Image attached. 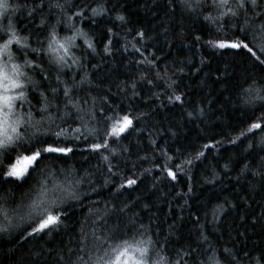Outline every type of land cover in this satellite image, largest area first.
Wrapping results in <instances>:
<instances>
[{"label":"snow or ice","instance_id":"6c2138e0","mask_svg":"<svg viewBox=\"0 0 264 264\" xmlns=\"http://www.w3.org/2000/svg\"><path fill=\"white\" fill-rule=\"evenodd\" d=\"M142 7L158 20L163 32L157 33V36L166 35L169 26L177 20L180 21L177 26L183 28V21L202 19L213 26L217 34L216 39L206 41L208 47L233 50L236 55L243 54L251 61L241 76L234 77L237 79L234 85L236 97L246 116L247 126L228 143L235 145L238 141H248L236 180L244 177L247 193L264 190V0H145ZM20 8L27 13L23 17L26 25L13 19ZM45 8L48 10L46 14ZM106 17L121 25L127 22L123 6L113 3V0H27L23 5L0 0V234L9 235L20 223H27L28 228L21 232L18 240L26 237L43 239L44 234L58 233L65 225L73 203L80 205L89 195L81 192L84 179L76 178L73 167L56 168L42 163L50 158L66 163L70 154L75 155L76 150L65 144V140H83L90 156L97 157L98 166L106 165L109 176L122 179V183L114 185L117 193L138 184L139 177L134 171L125 177L119 162L113 163V160L123 153L130 154V148L122 146L121 141L133 132L144 130L136 125L146 120L148 113L140 112L133 116L130 109L109 104L110 89L101 97L102 103L97 112V97L92 94V89H99L100 85L92 84L86 75L80 76L79 80L66 78V70L83 66V56H77L76 50L85 47L93 53L96 51L94 40L77 26L76 21L90 20L97 25L100 19ZM3 20H7V24ZM114 27L104 29L107 37L105 55L112 53L110 45L113 37L120 35ZM62 31L65 34L62 35ZM131 31L128 29V32ZM146 37L147 32L140 29L135 32L133 40L143 47ZM195 39L199 42L201 36L197 35ZM78 40H82L83 45ZM136 43L126 42L124 51L130 47L138 53L141 59L136 63L143 66V70L138 72L130 85L125 81L123 88L118 86V91L127 93L131 88V96L138 97L141 95L137 91L138 83L146 82L149 86L159 87V82L163 81L162 91L153 93V97L159 100L167 95L169 104L182 106L184 93L177 92V81L173 78L176 73H169L167 66L161 72L157 63L160 58L145 56L142 47H137ZM200 63L205 61L201 59ZM177 64V72L184 73L186 62L174 61L172 66ZM53 74L56 81L54 87L47 83L52 80ZM227 75L226 66L216 80L220 81L222 76ZM84 84L89 85L87 92H84ZM81 92H84L83 97ZM217 100L208 99L207 105L214 106ZM230 102L231 93L220 101L225 105ZM204 105V100L199 101L193 111L186 113L187 116H205L208 112L214 116V108ZM69 121L77 126L72 127ZM257 132L260 133L258 136ZM149 143L155 145L154 140H149ZM221 143L215 140L204 143L194 155L177 149L178 155L174 157L162 151L163 164L155 162V157L153 160L162 174L177 182L180 174H188L197 161L206 158V150H212ZM84 158L89 159L88 156ZM176 160L180 162L175 163ZM230 163L222 166L225 173ZM144 172L150 173L151 169ZM212 177L208 183L220 179L215 170ZM191 192L189 186L187 193L177 195L188 196ZM241 200L249 203L247 196L241 197ZM136 202L132 201V204ZM97 204L98 201H92L88 213L80 222L79 234L74 237L75 247L65 250L63 247L53 249L39 245L37 250H28L17 264H264V247H241L235 238H230L231 243L213 241L211 233L200 225L199 216L194 218L200 229L195 246L189 243L170 248L168 236L163 243L155 239L151 223L146 226L140 221L139 213L128 215L131 210L128 203L118 208L105 202L103 212L96 207ZM259 205L260 213L251 219L253 225L264 222V197ZM235 206L226 196L212 209V222H218L222 212ZM143 207L147 209L150 206L144 204ZM94 208L96 211H93ZM244 218L240 217L241 220ZM174 227L169 226L170 230ZM238 235L244 236L245 233Z\"/></svg>","mask_w":264,"mask_h":264},{"label":"trees","instance_id":"16d2710c","mask_svg":"<svg viewBox=\"0 0 264 264\" xmlns=\"http://www.w3.org/2000/svg\"><path fill=\"white\" fill-rule=\"evenodd\" d=\"M144 2L145 0H113V3L123 6L127 18V22L123 25L107 17L100 19L97 25H93L90 20H77V26L83 28L94 40L96 51L93 53L85 47L76 50L77 56H83V66L66 70V78L79 80L80 76L86 75L92 84L100 85L99 89H92V94L97 97V112L102 103L101 97L110 89L109 104L113 106L119 104L125 110L130 109L133 116L140 112L148 113L147 119L141 120L136 125L137 128L143 127L144 130L140 133L133 132L121 141L122 146L130 148V154L123 153L113 160V163L119 162L125 177L132 175L134 171L135 176L139 177L138 184L132 189H122L117 193L114 185L122 183V179L119 176H109L106 165L98 166L97 157L90 156L83 140H65L64 143L73 147L76 154H70L66 163L51 158L42 163L56 168L73 167L77 173L76 178L84 179L81 192H87L89 195L83 199L82 204L73 203L65 225L58 233L44 234L43 239L26 237L24 240H18L21 232L28 228L27 224L17 227L7 236L0 234V264H17L28 250H37L39 245L53 249L63 247L65 250L75 247L74 237L78 236L80 222L88 213L92 201H98L96 207L101 212L104 210L105 202L118 208L128 203L131 209L128 215L139 213V220L146 226L151 223V232L155 239L163 243L165 236H168L170 248L186 246L189 243L195 246L200 231L194 223L196 216H199L200 225L211 233L210 239L213 241L231 243L230 238H235V242L241 247L244 245H247L249 249L254 246L264 247V222L255 225L251 222L252 216L261 211L259 202L264 197V190L247 193L244 177L241 176L239 180H236L242 167L241 157L246 155L243 149L248 141L244 140L243 143L238 141L235 145L228 143L247 126L246 116L242 113L236 97L237 90L234 85L237 79L234 77L241 76L251 61L243 54L236 55L233 50H216L208 47L206 41L216 39L217 34L213 26L202 19L183 21V28L177 26L180 23L177 20L169 26L166 35L157 36V33H162L163 30L159 27L158 20L142 7ZM10 3L23 5L27 3V0H10ZM47 11L45 8L44 13L46 14ZM26 15L25 9L20 8L13 15V19L21 25H26L27 22L23 19ZM112 15L114 16L115 13ZM38 22L37 20L36 23ZM3 23L7 24V20H3ZM114 25V31L120 35L113 37V43L110 45L112 53L105 55L104 45L107 43V37L104 29ZM128 29L132 31L128 32ZM140 29L147 32L143 47L133 40L135 32ZM61 34L65 33L62 31ZM197 35L201 36L199 42L195 39ZM128 41L136 43L137 47H142L145 56L153 59L159 57L157 63L161 72L167 66L169 73H176L173 78L177 81V92L184 93L182 106L175 103L169 104L167 95H163L159 100L153 97V93L162 91L163 81L159 82V87L149 86L146 82L138 83L137 91L141 93L138 97L131 96V88L127 90V93L118 91V86L123 88L125 81L130 85L138 76V72L143 70V66L136 63L141 59L139 54L132 51L130 47L128 51H124V45ZM77 42L83 45L82 40ZM33 46H36L35 43ZM201 59L205 61L204 64L200 63ZM181 60L186 62L184 73L177 72L178 64L176 67L172 66L174 61ZM187 61L191 63L188 64ZM226 66L228 75L222 76L220 81H217L216 76L219 72L225 71ZM197 68L200 70L196 71ZM150 78L154 79V76ZM47 83L55 86L54 74L52 80ZM83 88L84 92H87L89 85L84 84ZM84 92L80 93L82 97ZM230 93L232 102L226 105L221 104L220 101L228 97ZM149 97H153L152 100H149ZM213 98H218L217 103L214 106L207 105V100ZM201 100L205 101L204 106L214 108L215 115L208 112L205 116L189 118L186 113L193 111ZM33 103H36V99H33ZM90 106L91 101H89ZM69 123L72 127L77 126L71 121ZM259 134L257 132V136ZM71 135L70 132L69 136ZM251 138L249 135V139ZM149 140H154L155 145L150 144ZM212 140L222 141V143L212 150H206V158L197 161L188 174H180L177 182L168 179L155 166V162L160 164L164 162V157L160 155L162 151L174 157L178 155L177 149L186 153L192 152L194 155L200 146ZM113 146L116 147V145ZM86 156L89 159L85 160ZM145 156L148 159L142 161L137 159V157ZM229 161H231L229 170L225 173L222 166ZM179 162V160L175 161V163ZM145 169H151V172H144ZM213 170L219 174L220 179L208 183V180L213 179ZM153 184H155L154 188ZM189 186L192 192L188 196L177 195V193H187ZM93 188L96 189L95 192L92 191ZM226 196L236 206L222 212L221 219L213 223L212 209ZM245 196L249 198L248 204L241 200V197ZM132 201L137 202L133 205ZM144 204L150 207L145 209ZM93 211H96V208ZM241 216L245 218L241 220ZM170 225L175 227L170 230ZM170 231L171 235H169ZM242 232L245 235L239 236L238 233ZM9 249L12 251L10 252ZM54 256L55 252H53Z\"/></svg>","mask_w":264,"mask_h":264},{"label":"rangeland","instance_id":"374dc122","mask_svg":"<svg viewBox=\"0 0 264 264\" xmlns=\"http://www.w3.org/2000/svg\"><path fill=\"white\" fill-rule=\"evenodd\" d=\"M23 225L25 226V225H27V223H20V224H19V226H23ZM15 229H16V228H15Z\"/></svg>","mask_w":264,"mask_h":264}]
</instances>
